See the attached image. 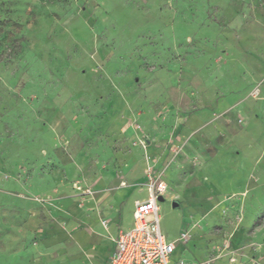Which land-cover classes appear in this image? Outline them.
I'll return each instance as SVG.
<instances>
[{
  "label": "rangeland",
  "instance_id": "rangeland-1",
  "mask_svg": "<svg viewBox=\"0 0 264 264\" xmlns=\"http://www.w3.org/2000/svg\"><path fill=\"white\" fill-rule=\"evenodd\" d=\"M155 179L174 258L264 264V0H0V264H99Z\"/></svg>",
  "mask_w": 264,
  "mask_h": 264
},
{
  "label": "built area",
  "instance_id": "built-area-1",
  "mask_svg": "<svg viewBox=\"0 0 264 264\" xmlns=\"http://www.w3.org/2000/svg\"><path fill=\"white\" fill-rule=\"evenodd\" d=\"M166 184L154 180L144 199L136 200L132 213L133 224L119 229L113 238L114 249L106 264H194L185 259L171 261L176 241L184 244L189 234L179 231L177 240H168L160 229L158 196H165Z\"/></svg>",
  "mask_w": 264,
  "mask_h": 264
},
{
  "label": "crops",
  "instance_id": "crops-1",
  "mask_svg": "<svg viewBox=\"0 0 264 264\" xmlns=\"http://www.w3.org/2000/svg\"><path fill=\"white\" fill-rule=\"evenodd\" d=\"M142 199H144V198H142ZM136 200H141V199H134L133 204H135ZM121 210H122V207H121ZM120 215H121V212H120L118 218H116V221L119 224L118 230L119 229L127 230V229L131 228L132 226L125 228V227L120 225V221H119ZM114 226H115V219L110 223V226L108 228L109 233H111V230L114 229ZM93 227L94 228H93V231H91V234H85V233L83 234V236L81 238V245L84 246L88 252H90V255H93L95 262H98L99 264H106L108 257L110 256V254L112 253V251L114 249V241L112 239V242H111L110 240L107 239L108 238L107 232L104 230V228L101 226L100 223L95 222ZM115 235H116V233H115ZM174 251H175V249H174ZM178 259H185V260L189 261L185 257L174 258L173 253H172L171 261L174 262Z\"/></svg>",
  "mask_w": 264,
  "mask_h": 264
},
{
  "label": "water",
  "instance_id": "water-1",
  "mask_svg": "<svg viewBox=\"0 0 264 264\" xmlns=\"http://www.w3.org/2000/svg\"><path fill=\"white\" fill-rule=\"evenodd\" d=\"M147 142H148V140H147ZM158 200H159V202L160 201H163L164 200V197L163 196H158ZM179 205V203L177 202V201H173L172 202V207H177Z\"/></svg>",
  "mask_w": 264,
  "mask_h": 264
}]
</instances>
